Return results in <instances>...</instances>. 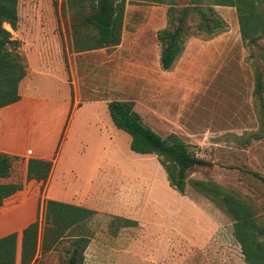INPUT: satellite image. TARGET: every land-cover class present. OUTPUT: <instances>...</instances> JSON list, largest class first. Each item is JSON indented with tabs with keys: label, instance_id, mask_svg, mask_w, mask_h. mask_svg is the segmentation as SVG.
<instances>
[{
	"label": "rangeland",
	"instance_id": "374dc122",
	"mask_svg": "<svg viewBox=\"0 0 264 264\" xmlns=\"http://www.w3.org/2000/svg\"><path fill=\"white\" fill-rule=\"evenodd\" d=\"M64 5L65 0H57L56 7L52 0H18L17 28H5L20 41L18 53L25 63L28 54L39 50L40 62L46 59L56 71L63 69L73 96L101 102L109 130L98 153L99 174L89 183L68 185L69 190L61 185L68 182L69 165L88 164L77 160L74 151L59 162L53 186L51 180L42 186L28 182L16 167L13 173L22 189L5 205L31 204L40 224L47 200L95 211L69 233L90 238L83 264H244L231 220L190 183L209 181L236 192L264 221V185L255 176L264 178V132L250 138L260 129L254 97L258 54L241 40L235 9L216 7L226 30L212 38L190 37L172 68L164 71L157 33L166 27L165 5L128 2L120 45L80 55L73 50L72 20ZM46 98L54 100L53 95ZM111 101L133 102L144 126L163 139L178 136L210 163L188 170L184 194L171 186L157 156L130 151V137L110 123L105 106ZM9 111L6 107L0 114ZM29 212V206L21 205L2 215L0 237L16 228L10 217L27 221ZM116 216L137 225L120 228L111 224ZM67 245L62 241L44 254L39 249L35 264H64Z\"/></svg>",
	"mask_w": 264,
	"mask_h": 264
},
{
	"label": "trees",
	"instance_id": "16d2710c",
	"mask_svg": "<svg viewBox=\"0 0 264 264\" xmlns=\"http://www.w3.org/2000/svg\"><path fill=\"white\" fill-rule=\"evenodd\" d=\"M144 1L165 5L166 27L157 33L161 45L160 65L169 71L182 53L190 37L204 35L212 38L227 28L216 12V7L234 8L243 43L258 54L254 70V97L260 106V129L250 138L258 139L264 132V0H65L64 8L72 20L73 50L83 53L116 48L121 43L126 4ZM57 6V0H52ZM18 23V0H0V109L19 101V83L26 75V65L18 53L20 41L13 39L5 28L13 31ZM112 125L130 137L129 149L141 156L154 155L160 160L171 186L184 194L188 170L208 166L209 162L197 157L176 135L161 138L141 122L130 101H111L106 104ZM15 158L0 153V208L4 201L22 189L20 183L3 182L11 175ZM53 162L38 158L27 161V181L45 183ZM259 177L264 185V178ZM192 187L231 220L233 237L240 248L244 264H264V221L257 218L255 208L232 190L200 180H191ZM95 211L55 200H47L43 223L38 218L21 233L20 264H35L41 253L55 251L62 241L64 264H83L90 238L69 235ZM111 224L121 227L137 225L136 221L114 217ZM117 229L114 228V232ZM115 234V233H114ZM17 234L0 238V264H16Z\"/></svg>",
	"mask_w": 264,
	"mask_h": 264
},
{
	"label": "crops",
	"instance_id": "0c3cea01",
	"mask_svg": "<svg viewBox=\"0 0 264 264\" xmlns=\"http://www.w3.org/2000/svg\"><path fill=\"white\" fill-rule=\"evenodd\" d=\"M83 53H76L75 55ZM25 65L26 75L18 87L19 101L7 106L11 108L8 115L3 116V113L0 114V144H3L0 153L15 158L11 175L3 182L17 183L16 173H13L16 167L20 168L19 174L26 178L28 159L38 158L53 162L51 174L46 181L50 182L51 180L53 186L56 182L59 162L67 152L74 151L77 160L81 159L88 164L82 165L73 162L69 165L68 182L62 184L64 181L62 180L61 185L69 190L68 185L89 183L99 174L101 160L98 158V153L103 145V139L108 136L106 128L109 130L106 112L103 108L101 110L99 108L101 102L96 100L82 102L78 95L73 96L72 93H75V90L73 89L72 92L63 69L56 71L51 64L46 62V59L40 62L39 50L33 55H27ZM70 68L73 75L72 65H70ZM72 85H74V82H72ZM49 88H57V90L54 94H50L48 93ZM51 95H53L54 100L46 98ZM105 107L107 111V106ZM105 124H108V126ZM108 138L111 140L110 137ZM28 182L37 186L44 184L36 181ZM6 200L0 208V217L13 213L21 205L29 206L31 209V213L29 212L31 216L27 215L29 218H25L27 221L19 220L17 217H10L9 219V224L16 227L12 233L17 234L16 264H20L18 244L21 242V233L26 226L37 219L36 211L31 204L21 203L6 206Z\"/></svg>",
	"mask_w": 264,
	"mask_h": 264
}]
</instances>
